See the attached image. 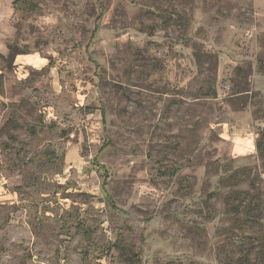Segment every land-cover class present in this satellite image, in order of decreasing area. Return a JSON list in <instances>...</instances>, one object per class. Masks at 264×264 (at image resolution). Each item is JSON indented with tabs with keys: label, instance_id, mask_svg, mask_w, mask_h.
<instances>
[{
	"label": "rangeland",
	"instance_id": "rangeland-1",
	"mask_svg": "<svg viewBox=\"0 0 264 264\" xmlns=\"http://www.w3.org/2000/svg\"><path fill=\"white\" fill-rule=\"evenodd\" d=\"M0 53V264H264V0H0Z\"/></svg>",
	"mask_w": 264,
	"mask_h": 264
},
{
	"label": "trees",
	"instance_id": "trees-1",
	"mask_svg": "<svg viewBox=\"0 0 264 264\" xmlns=\"http://www.w3.org/2000/svg\"><path fill=\"white\" fill-rule=\"evenodd\" d=\"M18 54H15V53H11L10 54V56L12 57V58H15L16 56H17ZM0 58L1 59H6V57L4 56V55H2L1 53H0ZM2 79V75L0 76V80ZM114 208H116L115 206H114Z\"/></svg>",
	"mask_w": 264,
	"mask_h": 264
}]
</instances>
